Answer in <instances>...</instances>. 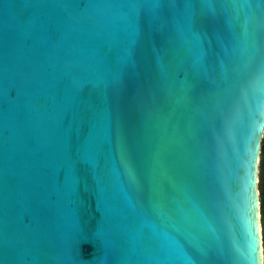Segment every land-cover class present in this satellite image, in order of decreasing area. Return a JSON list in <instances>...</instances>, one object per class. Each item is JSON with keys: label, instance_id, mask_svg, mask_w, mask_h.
<instances>
[{"label": "water", "instance_id": "1", "mask_svg": "<svg viewBox=\"0 0 264 264\" xmlns=\"http://www.w3.org/2000/svg\"><path fill=\"white\" fill-rule=\"evenodd\" d=\"M264 0H0V264H262Z\"/></svg>", "mask_w": 264, "mask_h": 264}, {"label": "snow or ice", "instance_id": "2", "mask_svg": "<svg viewBox=\"0 0 264 264\" xmlns=\"http://www.w3.org/2000/svg\"><path fill=\"white\" fill-rule=\"evenodd\" d=\"M246 195L245 224L249 258L256 260L258 236L264 232V136L259 126L251 129Z\"/></svg>", "mask_w": 264, "mask_h": 264}, {"label": "flooded vegetation", "instance_id": "3", "mask_svg": "<svg viewBox=\"0 0 264 264\" xmlns=\"http://www.w3.org/2000/svg\"><path fill=\"white\" fill-rule=\"evenodd\" d=\"M262 236V264H264V232H261Z\"/></svg>", "mask_w": 264, "mask_h": 264}, {"label": "trees", "instance_id": "4", "mask_svg": "<svg viewBox=\"0 0 264 264\" xmlns=\"http://www.w3.org/2000/svg\"><path fill=\"white\" fill-rule=\"evenodd\" d=\"M263 136H264V127H263Z\"/></svg>", "mask_w": 264, "mask_h": 264}]
</instances>
